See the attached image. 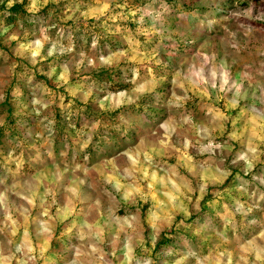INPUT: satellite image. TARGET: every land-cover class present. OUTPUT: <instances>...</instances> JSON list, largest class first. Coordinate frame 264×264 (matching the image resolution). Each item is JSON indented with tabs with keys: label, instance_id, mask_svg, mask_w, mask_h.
Masks as SVG:
<instances>
[{
	"label": "rangeland",
	"instance_id": "rangeland-1",
	"mask_svg": "<svg viewBox=\"0 0 264 264\" xmlns=\"http://www.w3.org/2000/svg\"><path fill=\"white\" fill-rule=\"evenodd\" d=\"M24 10L0 17V264H264V0Z\"/></svg>",
	"mask_w": 264,
	"mask_h": 264
},
{
	"label": "trees",
	"instance_id": "trees-1",
	"mask_svg": "<svg viewBox=\"0 0 264 264\" xmlns=\"http://www.w3.org/2000/svg\"><path fill=\"white\" fill-rule=\"evenodd\" d=\"M27 2H28V0H22L21 3H16V4L12 5L7 10L0 12V17L5 18L11 22H15V20L20 19V20H22V22L29 23L30 19L28 18L27 14L24 10V6L27 4ZM42 13L45 14L44 11L41 12V15H42ZM91 36L92 35H90V33H88V31L85 29V27H77V28H74L72 39H73V42L75 43V46L78 47L84 42L87 44L88 43L90 44ZM107 40H109V41H107ZM102 42L103 43L108 42L111 44L115 43V42L111 41V39H109V38L104 39ZM110 74H111L110 71H107L104 74L99 73V74L93 75L92 78L95 81H98V80L99 81H101V80L105 81L107 83V86L110 88V90H117V91L124 90V88H125L124 85L112 83V81H111L112 75H110ZM98 86L101 88L104 87L103 85H98ZM10 109H11V107H10V105H8V111L9 112H10ZM14 124H15L14 118H12L11 116H8L7 121H6V125H7L6 129L8 130V132L11 133V135L16 134L15 129H14L15 128ZM3 133H4V128L1 127L0 128V139H1V137H3ZM126 137L129 138V137H131V135L126 133ZM112 139H113V137H112ZM165 242H164V246H165V248H167L165 244H167V246H168L170 241H165Z\"/></svg>",
	"mask_w": 264,
	"mask_h": 264
}]
</instances>
